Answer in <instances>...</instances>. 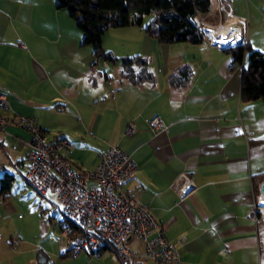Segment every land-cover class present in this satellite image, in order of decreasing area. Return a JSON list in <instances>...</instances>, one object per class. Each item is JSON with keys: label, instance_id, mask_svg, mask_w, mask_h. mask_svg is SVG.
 <instances>
[{"label": "crops", "instance_id": "1", "mask_svg": "<svg viewBox=\"0 0 264 264\" xmlns=\"http://www.w3.org/2000/svg\"><path fill=\"white\" fill-rule=\"evenodd\" d=\"M227 2L232 15L247 23V46L264 53V0ZM72 23L55 0H0V94L10 104L5 115L34 118L49 139L68 140L73 150L63 155L89 186L94 182L87 174L99 154L111 146L127 153L137 169L122 191L149 208L177 247L179 264H264V216L255 222L250 215L264 182V103L241 100L242 68L208 41L164 45L137 27L129 31L141 37L131 55L108 51L118 62L129 56L147 60L152 80L131 84L120 65L95 59ZM118 31L127 42L128 30ZM183 67L192 70L190 83L171 87L170 76ZM24 117H15V124ZM155 117L165 131L149 127ZM6 131L0 134V178L8 173L15 182L28 167L30 137L13 125ZM182 174L186 186H195L184 199L175 188ZM34 194L54 207L61 237L56 251L42 244L18 251L27 255L24 264H40V256L45 264H120L109 251L62 255L63 218L48 196ZM0 204L14 211L9 202ZM131 247L142 251L139 240Z\"/></svg>", "mask_w": 264, "mask_h": 264}, {"label": "built area", "instance_id": "2", "mask_svg": "<svg viewBox=\"0 0 264 264\" xmlns=\"http://www.w3.org/2000/svg\"><path fill=\"white\" fill-rule=\"evenodd\" d=\"M213 1L218 16L231 20L242 31L241 42L236 46L247 47L246 21L232 15L227 0ZM197 20L208 43L221 49L222 46L214 43L209 34L215 27L205 23L202 14L197 16ZM9 110L7 97L0 94V134H7L6 128L13 125L27 132L30 137L26 143L29 153L28 167L23 176L25 183L34 193L42 191L41 199H45L48 194L54 195L55 210L70 211L82 224V232H76V237L67 238V243L61 246L62 255L84 253L93 257L100 253L96 252V243L110 242L112 252L119 255L120 264H179L177 247L167 241L149 208L137 197L122 191V187L134 178L137 169L127 153L117 146H111L107 152L99 154V164L87 174V178L94 182L89 186L63 155L64 151L73 150L68 140L49 139L34 118L17 114L9 118L5 115ZM15 117H24V125L15 124ZM148 125L156 132L166 130L164 122L158 117L151 119ZM133 131V127H129L127 134ZM263 183L258 186L259 194L250 212L255 222H259L264 214L261 204L264 199ZM175 188L179 198L184 199L195 186H186L185 175L182 174L177 178ZM64 226V235L67 237L66 233L70 229L65 223ZM132 240L141 242L142 251L136 252L130 248ZM9 243L14 248L17 246L15 240Z\"/></svg>", "mask_w": 264, "mask_h": 264}, {"label": "trees", "instance_id": "3", "mask_svg": "<svg viewBox=\"0 0 264 264\" xmlns=\"http://www.w3.org/2000/svg\"><path fill=\"white\" fill-rule=\"evenodd\" d=\"M57 9L67 11L82 33V44L93 48L95 59L114 63L111 53L102 50V37L110 29L135 26L142 28L144 18L152 16L145 32L159 43L173 45L185 43L200 45L208 41L200 30L199 14L212 11L213 0H55ZM239 41L235 42L238 43ZM232 57L233 65L242 68L240 98L245 102L264 103V53L247 47L224 50ZM123 78L131 84L151 81L148 62L140 56L120 60ZM192 77V70L183 67L173 73L169 84L173 88L186 87ZM24 176V175H23ZM14 176L4 173L0 178V203L11 193ZM65 229V228H64ZM67 238L77 236L73 228L67 231ZM64 255H72L70 253Z\"/></svg>", "mask_w": 264, "mask_h": 264}, {"label": "rangeland", "instance_id": "4", "mask_svg": "<svg viewBox=\"0 0 264 264\" xmlns=\"http://www.w3.org/2000/svg\"><path fill=\"white\" fill-rule=\"evenodd\" d=\"M203 17L205 23L212 27L220 26V24H234L231 23V20H224L223 16H218L214 1L212 11L209 14L203 15ZM151 18L152 16L144 18L143 29L146 28ZM72 24L74 30H79L74 21ZM130 28L125 27L107 31L102 37V50L105 53L111 51L113 54L115 52L116 55H121V57L123 55H131L132 52L130 51L139 47L137 43L140 41L139 39H141V37H139L138 33L134 34L129 32L131 30H136V32H138V29H136L137 27H133V29ZM118 30H128L125 31L124 36L127 42L119 40L117 35L118 32L121 31ZM237 41L241 42V39L230 40L227 45H223L222 47L236 46L239 44V42L235 43ZM118 56L113 57L117 58ZM130 57L131 56H129V58ZM110 64L112 68L113 63ZM114 64L120 65V61ZM19 120L20 119H17L16 121L17 125ZM6 163L8 170L12 171L10 170L11 166L9 163ZM22 171L23 170H21V173H23ZM48 198L56 204L54 195L48 194ZM6 201L9 202V205L13 207L14 211L10 213L4 210L0 204V264H24L27 255L20 256L18 255V251L22 252L24 250L27 253L30 250L38 249L39 244H42V248L44 249L56 251L55 239H60L61 230L57 225L58 217L56 216V219L53 218L54 207H50L46 203H40L39 199H37L36 195L32 192V189L25 183L22 175L16 174L10 196ZM262 202H264V199ZM46 227L50 229L49 233L45 237H42V233L45 234ZM10 240H15L17 242L15 248L10 245ZM67 241L66 239V243Z\"/></svg>", "mask_w": 264, "mask_h": 264}, {"label": "bare ground", "instance_id": "5", "mask_svg": "<svg viewBox=\"0 0 264 264\" xmlns=\"http://www.w3.org/2000/svg\"><path fill=\"white\" fill-rule=\"evenodd\" d=\"M211 38L214 43L220 46L227 45L230 40H236L242 38V31L239 30L235 24H222L214 29H211ZM18 125H24V119L19 121ZM191 186V185H190ZM35 193L42 198V191H35ZM264 204V202H262ZM61 214L64 223L70 229H75L76 232H82V224L75 219V215L70 211H58ZM264 215V214H263ZM109 251L113 253L118 259L117 252H112V245L110 242H98L96 243V252Z\"/></svg>", "mask_w": 264, "mask_h": 264}, {"label": "water", "instance_id": "6", "mask_svg": "<svg viewBox=\"0 0 264 264\" xmlns=\"http://www.w3.org/2000/svg\"><path fill=\"white\" fill-rule=\"evenodd\" d=\"M236 47H237V46H236ZM228 48H231V46H229V47H222L221 49H222V50H225V49H228ZM262 194H263V197H264V183L262 184ZM39 263H40V264H45V259H44L43 256H40V257H39Z\"/></svg>", "mask_w": 264, "mask_h": 264}]
</instances>
